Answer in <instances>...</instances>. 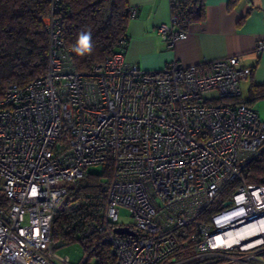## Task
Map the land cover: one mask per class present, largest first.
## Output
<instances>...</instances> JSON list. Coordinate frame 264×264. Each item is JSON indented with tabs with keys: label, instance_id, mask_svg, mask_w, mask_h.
Masks as SVG:
<instances>
[{
	"label": "built area",
	"instance_id": "obj_1",
	"mask_svg": "<svg viewBox=\"0 0 264 264\" xmlns=\"http://www.w3.org/2000/svg\"><path fill=\"white\" fill-rule=\"evenodd\" d=\"M59 3L43 18L46 73L0 96V264H72L57 253V204L95 164L103 220L79 236L104 232L118 264H264V184L244 181L264 156V119L242 99L252 68L234 55L146 70L124 48L79 72ZM159 31L171 46L187 36L175 13Z\"/></svg>",
	"mask_w": 264,
	"mask_h": 264
},
{
	"label": "trees",
	"instance_id": "obj_2",
	"mask_svg": "<svg viewBox=\"0 0 264 264\" xmlns=\"http://www.w3.org/2000/svg\"><path fill=\"white\" fill-rule=\"evenodd\" d=\"M171 7L185 30L205 18V0H171ZM130 8L128 0H60L57 16L62 22L65 44L70 48L81 30L90 28L92 32V53L77 56L72 52L79 72H88L109 54L127 49ZM50 11L51 0H0V96L11 83L23 85L46 73L50 40L43 18ZM251 95L253 99L264 97V85H255ZM244 181L264 184V156L250 164ZM101 182L100 177L89 173L70 188L67 207L55 215L54 239L64 243L80 240L90 251V261L85 264H118L104 232L93 230L89 236H79L103 220L100 211L106 205V193ZM237 184L219 196L207 213L217 210Z\"/></svg>",
	"mask_w": 264,
	"mask_h": 264
},
{
	"label": "crops",
	"instance_id": "obj_3",
	"mask_svg": "<svg viewBox=\"0 0 264 264\" xmlns=\"http://www.w3.org/2000/svg\"><path fill=\"white\" fill-rule=\"evenodd\" d=\"M137 14L129 19L126 59L146 70H161L177 59L192 65L240 55V67L252 74L241 83L242 99L264 119V97L253 99L251 89L264 85V0H205V18L189 25L187 36L169 45L159 28L172 19L171 0H128Z\"/></svg>",
	"mask_w": 264,
	"mask_h": 264
},
{
	"label": "rangeland",
	"instance_id": "obj_4",
	"mask_svg": "<svg viewBox=\"0 0 264 264\" xmlns=\"http://www.w3.org/2000/svg\"><path fill=\"white\" fill-rule=\"evenodd\" d=\"M88 172L94 176L100 177L103 180L107 179L103 164L90 165L88 167ZM57 207L59 208V210L67 207L66 198H63L60 202H58ZM120 213V223L129 224L131 222L129 210L125 207H122ZM55 241L57 245V253L60 256H69L72 264H80L88 256L87 251L85 250V247L80 240H75L70 243H64L62 240H60V238L55 237ZM93 262L94 260H91V263Z\"/></svg>",
	"mask_w": 264,
	"mask_h": 264
},
{
	"label": "clouds",
	"instance_id": "obj_5",
	"mask_svg": "<svg viewBox=\"0 0 264 264\" xmlns=\"http://www.w3.org/2000/svg\"><path fill=\"white\" fill-rule=\"evenodd\" d=\"M94 49L91 29L81 30L76 37L75 43L70 45V51L77 56L91 54Z\"/></svg>",
	"mask_w": 264,
	"mask_h": 264
},
{
	"label": "water",
	"instance_id": "obj_6",
	"mask_svg": "<svg viewBox=\"0 0 264 264\" xmlns=\"http://www.w3.org/2000/svg\"><path fill=\"white\" fill-rule=\"evenodd\" d=\"M115 231L117 232V233H126V234H130V235H136V232L135 231H133V230H131L129 227H117L116 229H115Z\"/></svg>",
	"mask_w": 264,
	"mask_h": 264
}]
</instances>
